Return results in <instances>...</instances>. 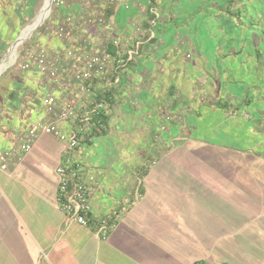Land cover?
Listing matches in <instances>:
<instances>
[{
  "label": "crops",
  "instance_id": "0c3cea01",
  "mask_svg": "<svg viewBox=\"0 0 264 264\" xmlns=\"http://www.w3.org/2000/svg\"><path fill=\"white\" fill-rule=\"evenodd\" d=\"M73 1L85 20L92 19L91 5L100 4L97 7L107 19L117 17L123 24L119 16L126 18L141 2L148 4L154 18L142 20L139 32L127 21L123 29L114 27L118 28L115 36L122 41L140 40L138 61L130 63L121 75V89L113 90L109 97L106 133L88 141L74 157L95 176L90 194L93 215L95 220L108 218L109 229L102 235L96 223L81 225L58 207L56 169L65 159L62 141L41 134L29 152L21 151L25 131L47 120V115L44 94L34 101L32 84L20 85V91L13 88L8 92V100L0 107V149H18L9 167L0 168V264H264V201L254 196L259 189L249 188L264 186V153L242 155L238 150L237 154L207 155L200 151L198 141L175 137L178 142L171 147L159 138L163 148L154 158L147 151L140 158L121 151L114 156L113 147L119 144L114 136L129 123L127 115L132 122L133 113L138 115L136 119L147 127L161 113L151 106L156 93H150L148 83H153L156 92L154 85L161 75L173 71L161 69V61L168 59L165 51L172 48L178 30L158 24L154 5L163 0H128L137 7L132 11L105 0ZM46 6L45 16L50 12ZM75 24L73 32L82 21ZM55 44L64 49L59 42ZM61 70L57 85L54 82L55 93L61 99L74 98V92L63 86L73 81L72 72L68 76L69 69ZM148 73L151 79L146 78ZM44 87V82L39 84V91L45 92ZM172 90L174 85L169 94ZM169 98L177 100L175 94ZM125 101L140 104V108L132 111ZM215 106L223 107L221 101ZM140 114L145 115L144 120ZM59 126L66 132L72 128L63 121ZM175 126L164 125L170 130ZM148 142L154 145L155 139ZM119 158L127 162L125 171L116 170ZM113 169L116 175H112Z\"/></svg>",
  "mask_w": 264,
  "mask_h": 264
},
{
  "label": "rangeland",
  "instance_id": "374dc122",
  "mask_svg": "<svg viewBox=\"0 0 264 264\" xmlns=\"http://www.w3.org/2000/svg\"><path fill=\"white\" fill-rule=\"evenodd\" d=\"M46 2L0 0V107L8 100V92L13 88L20 91V85L32 84L34 101L38 100V94H44L43 90L39 91L38 85L48 82L44 78L42 82L37 68L33 67L30 71L20 68L25 50L45 48L51 54L58 53L62 56L58 62L59 71L69 69L67 75L72 72L73 79L69 58L72 53H85L86 40L95 37L104 41L109 35L115 36L118 28L114 27L123 29L126 21L141 27L142 20L154 19L148 4L142 2L138 4L139 9L132 14L129 12L126 18L118 17L123 24H119L117 17L98 23L93 18L85 20L84 12L79 14V7L73 0H64L63 4L53 2L46 17V11L42 14ZM157 4L154 11L158 15V24L178 29V34H174L177 38L169 48L171 50L166 47L168 59L161 61V69L169 67L173 71L161 75L154 85L157 86L156 92L153 83H148L153 90L150 93H156L151 106H155L156 110L160 108L159 118L151 126L142 127L141 121L136 119L138 115L133 113V118L136 117L133 122L132 116L127 115L129 123L119 128L114 136L119 140V144L113 147L114 156L117 158L115 153L121 151L140 158L147 151L151 154L150 158H154L163 148L159 138L171 147L173 142H178L175 137L183 138L184 142L198 141L200 151L207 155L237 154L238 150L242 155L264 153V0H163ZM91 6L97 12L100 9ZM133 8H137L133 2L130 8L124 7L125 11H132ZM41 14L40 22L44 21L34 26ZM68 16H72L74 23L82 21L84 25L77 24L80 27L63 38L57 30L65 20L69 21ZM20 35L23 37L16 46L13 60L14 46L11 49L10 46ZM76 37L79 39L73 41ZM57 42L64 49L52 45ZM86 50L90 52L88 48ZM148 74L146 78L151 79L152 75ZM122 76L116 90L122 87ZM171 85L175 90L169 94ZM165 93L168 95L164 97ZM174 94L177 100L169 98ZM220 101L223 107L215 106ZM124 105L132 111L140 108V104L133 101ZM140 115L144 120L145 115ZM123 121L126 122L125 119ZM169 124L176 125V129H166ZM149 139H155V144L151 145ZM127 140L130 141L128 145ZM126 164L125 159L122 161L119 158L116 170L125 171ZM99 165L104 169L106 167ZM148 166L151 169L153 165ZM124 174L119 172V175ZM112 175H116L114 169ZM241 186L246 188L242 183ZM258 187L249 188L259 189L254 196L264 201V186Z\"/></svg>",
  "mask_w": 264,
  "mask_h": 264
},
{
  "label": "built area",
  "instance_id": "2783aa9c",
  "mask_svg": "<svg viewBox=\"0 0 264 264\" xmlns=\"http://www.w3.org/2000/svg\"><path fill=\"white\" fill-rule=\"evenodd\" d=\"M105 1L125 8H130L131 3L128 0ZM53 2L63 4L64 0H53ZM96 8L99 7L96 6ZM98 12L94 10L90 13L94 22H105L107 20L106 14L101 9ZM132 25L136 32L142 28L135 22ZM73 29H76V25L70 20L58 28V35L64 38ZM77 39L79 37L75 38V40ZM86 41L85 48H83L85 53H72L73 55L69 58V64L73 68L74 80H69V83L65 82L63 85L74 92V98L61 99L55 93L54 82H57L60 76L58 62L62 56L60 57L58 53H52V55L45 48L27 49L23 52L20 68L30 70L36 67L49 84L44 83L43 97V107L47 120L38 121L25 131L24 141L20 149L25 153L29 152L41 134H49L62 141L65 159L56 169L59 176L58 207L69 219L81 225L90 226L96 223L97 231L106 235L110 225L109 219L99 216L95 220L96 217L93 215L90 201L95 176L91 169L74 157L84 144L97 136V131L107 129L106 117L110 110L109 97L116 86L118 87L121 75L130 68V63L138 61L141 42L140 40L122 41L113 35L107 36L104 41H98L95 37ZM86 48L90 52H87ZM64 54L68 55L66 51ZM104 80L105 83L102 85L100 82ZM110 92L111 95L108 94ZM62 121L70 123L72 128L67 132L64 131L59 126ZM17 150L14 147L0 149L1 169L6 170L9 167L10 160L15 156Z\"/></svg>",
  "mask_w": 264,
  "mask_h": 264
},
{
  "label": "bare ground",
  "instance_id": "6f19581e",
  "mask_svg": "<svg viewBox=\"0 0 264 264\" xmlns=\"http://www.w3.org/2000/svg\"><path fill=\"white\" fill-rule=\"evenodd\" d=\"M102 3H103V2H102ZM46 4H47V6L45 5V6H46V10H47V11H50V0H47V3H46ZM43 6H44V5H43ZM44 12H45V9H44ZM44 12H42V14H43ZM88 13H89V12H88ZM42 14H41V16H40L39 18L37 17L38 19L34 22V26H35V25H38V23L40 22L41 18L43 17ZM34 28H35V27H34ZM24 31H25V30H24ZM32 32H33V31H32ZM25 34H26V32H25L23 35H25ZM22 37H23V36L20 35V36H19V40H21ZM19 43H20V41L17 43V45H18ZM17 45H14V50H13V52H14V53H13V60H14V58H15V49H16V46H17ZM12 62H13V61H12ZM1 71H2V70H1Z\"/></svg>",
  "mask_w": 264,
  "mask_h": 264
},
{
  "label": "water",
  "instance_id": "95a60500",
  "mask_svg": "<svg viewBox=\"0 0 264 264\" xmlns=\"http://www.w3.org/2000/svg\"><path fill=\"white\" fill-rule=\"evenodd\" d=\"M52 1H53V0H50V9H51V3H52ZM43 21H44V20H43ZM43 21H42V22H43ZM42 22H40V24H41ZM38 26H39V25H38ZM19 41H20V40H19V37H18V38L12 43V45L10 46V49H11L12 46L17 45V43H18ZM10 49H9V50H10Z\"/></svg>",
  "mask_w": 264,
  "mask_h": 264
},
{
  "label": "trees",
  "instance_id": "16d2710c",
  "mask_svg": "<svg viewBox=\"0 0 264 264\" xmlns=\"http://www.w3.org/2000/svg\"><path fill=\"white\" fill-rule=\"evenodd\" d=\"M108 94H110V93H108ZM110 95H111V94H110ZM106 120H108V117H106ZM106 130H107V129H106ZM106 130L97 131V132H96L97 136H100V135L105 134V133H106ZM197 264H203V263H197Z\"/></svg>",
  "mask_w": 264,
  "mask_h": 264
}]
</instances>
